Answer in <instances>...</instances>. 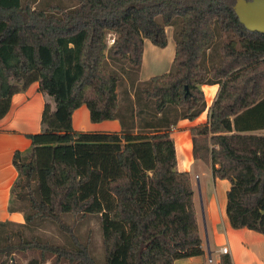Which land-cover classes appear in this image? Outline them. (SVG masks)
Wrapping results in <instances>:
<instances>
[{
	"label": "trees",
	"instance_id": "1",
	"mask_svg": "<svg viewBox=\"0 0 264 264\" xmlns=\"http://www.w3.org/2000/svg\"><path fill=\"white\" fill-rule=\"evenodd\" d=\"M236 1L0 0V118L33 82L47 98L41 131L13 155L9 210L25 221H0V264H174L203 255L191 175L177 168L171 131L207 109L205 84L220 90L208 121L190 129L193 153L231 182V226L264 234V33L240 22ZM169 26L177 27L174 70L140 82L145 41L166 47ZM84 104L92 122L116 119L121 130L74 129ZM89 216L100 221L102 258L91 230L85 239L77 232ZM46 223L67 241L38 232ZM219 264H234L232 254Z\"/></svg>",
	"mask_w": 264,
	"mask_h": 264
},
{
	"label": "crops",
	"instance_id": "2",
	"mask_svg": "<svg viewBox=\"0 0 264 264\" xmlns=\"http://www.w3.org/2000/svg\"><path fill=\"white\" fill-rule=\"evenodd\" d=\"M146 46L147 42L145 41V61L147 56H149L148 59H151V64L162 62V58H167L169 64L173 63L176 44L171 46V43L168 42V45L164 48H158L154 44H149L147 47ZM143 64L142 67L144 66ZM203 90L207 99V109L194 120L180 119L177 124L172 126L171 136L175 141L177 168L180 171H188L191 175L200 234V224L202 223V220L198 212L199 209L197 197L200 199L203 206V217L204 220H206L207 228L208 224H210V221L213 227H215L217 225L215 217L217 218L218 213L221 214L220 216L221 219H223L222 222L226 229L225 233H227L229 239L228 247L230 253L233 256L234 264H237V254L240 251L238 247H241L247 251H252V247L254 244H256V242L264 240V234L247 228L236 229L231 226L226 213L227 191L231 186V182L228 179L214 177L211 164L204 162L200 158H196L193 153V139L190 129L191 127L203 124L208 121V109L217 98L220 85L205 84L203 85ZM46 102L47 98L39 90V83L37 81L33 82L25 91L18 92L13 95L9 112L3 118H0V221L6 219H10L19 223H23L25 221L22 212H11L9 210V205L11 202V188L18 176V171L13 164V155L16 150L26 151L31 147V140L28 138L27 134L41 131L42 114ZM89 118V109L84 104L73 113L72 121L74 129L79 131L104 132L121 130V124L116 119L104 120L102 122L92 124L89 121L88 123H84V121ZM210 181L213 182L215 187L214 196L212 198L207 196V187ZM196 185L198 186L200 197L198 194H196ZM216 201L217 203L219 201L218 208L215 205ZM207 228L206 232L208 230V234L206 233V244L204 243L203 237L201 235L202 247L205 251L203 255L206 254V249H208L209 258L212 257L213 259L211 263L215 262V264H219L220 260L218 259V256L221 255L220 249L226 245H222L219 249L213 251L211 249L209 228ZM237 231H241L242 233L244 232L245 237L251 238L252 243L247 242L248 238L246 240V245L249 244L251 247L250 250L246 248V245L236 242L235 236L237 234L235 232ZM216 233H218V228L216 229ZM213 252H216V258H214ZM188 258L193 259V257Z\"/></svg>",
	"mask_w": 264,
	"mask_h": 264
},
{
	"label": "rangeland",
	"instance_id": "3",
	"mask_svg": "<svg viewBox=\"0 0 264 264\" xmlns=\"http://www.w3.org/2000/svg\"><path fill=\"white\" fill-rule=\"evenodd\" d=\"M52 1H54V2H52ZM49 3H57V4H61L62 6H68V5L73 3V0H45L44 3H42V4L39 3L38 6L39 5L40 6H47ZM176 29H177L176 26H169L166 29L167 34H168V39H169V42L171 43V46L176 44V40L174 37ZM115 36H116L115 34H109L107 37L108 43H110V44L113 43V39L115 38ZM146 42H147V46L149 44L153 45L149 40H146ZM220 42H221L220 39L217 38L215 44H218V43L220 44ZM156 47H158V46H156ZM214 52H215V50H213V53ZM148 58H149V56H147V59L145 61V55H144V61H145V63L143 64L144 66L141 67L140 71L138 72L137 79H139L140 82H145L151 76L162 74L164 72H169V71L174 70L173 63L169 64V61L167 58H162V62H160V63H153L152 62L153 64H151V62H150L151 59L149 60ZM114 68H116V67H114ZM132 75L134 76V74H132ZM88 121L91 122V124L94 123L90 120V118L85 120L84 123H88ZM258 133H264V130L259 131ZM195 191H196V194H198V196L200 197V193L198 191L197 185L195 186ZM214 192H215V187L213 185V182L210 181L208 184V187H207V196L212 198L214 196ZM197 203H198V209H199L198 212H199V215H200L201 220H202V223L200 224L201 235L203 237L204 243L206 244V242H207L206 233L208 234V230L206 232L207 223H206V220H204L203 206L201 204L200 199H198V197H197ZM218 203H219V201H218ZM218 203L216 201L215 205L217 208H218ZM218 214H217V218L215 217V220L217 221V225L215 227H213L211 221H210V224H208L211 249L213 251L216 249H219L222 245L229 246L228 245L229 239H228L227 233H225L226 229H225V226L222 222L223 219H221V216H220L221 214H219V215ZM69 220L71 221L72 218H70ZM77 227H78L77 232L81 236V238H83V239H85L87 237L88 231L91 230V234H90L91 235V249L93 250V253L97 258H102V254H103L102 233L100 230L99 218L97 216H89L83 222H80ZM217 228H218V233H216ZM38 232H40L42 235L47 236V237H49V238H51L54 241L59 242V243H65L67 241L64 234L55 225H53L51 223H46L42 227V229L38 230ZM235 233L237 234L235 236L236 242L246 245V240L248 237H245L244 232L242 233L241 231H237ZM263 241L256 242V244H254V246L252 247V251H247L245 249H242L241 247H238L240 249V251L237 254V256H238L237 257L238 258L237 264H264V242ZM247 242L252 243L251 238H248ZM246 248L248 250H250L251 247L249 246V244H247ZM229 253H230V250H229ZM213 256H214V258H216V256H217L216 252H213ZM218 259L220 260V256H218ZM97 260L101 264L105 263L104 259L103 260L97 259ZM194 263L215 264V262L214 263L209 262L208 249H206L205 255L194 256L193 259H191V258L177 259L174 264H194Z\"/></svg>",
	"mask_w": 264,
	"mask_h": 264
},
{
	"label": "water",
	"instance_id": "4",
	"mask_svg": "<svg viewBox=\"0 0 264 264\" xmlns=\"http://www.w3.org/2000/svg\"><path fill=\"white\" fill-rule=\"evenodd\" d=\"M234 9L248 30L264 33V0H237Z\"/></svg>",
	"mask_w": 264,
	"mask_h": 264
},
{
	"label": "built area",
	"instance_id": "5",
	"mask_svg": "<svg viewBox=\"0 0 264 264\" xmlns=\"http://www.w3.org/2000/svg\"><path fill=\"white\" fill-rule=\"evenodd\" d=\"M228 252H229V247L228 246L221 247V249H220V253L221 254L228 253ZM212 260H213L212 257L209 258L210 262H212Z\"/></svg>",
	"mask_w": 264,
	"mask_h": 264
}]
</instances>
